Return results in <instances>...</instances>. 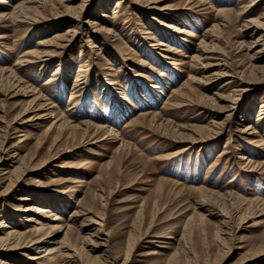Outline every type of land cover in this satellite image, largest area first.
Masks as SVG:
<instances>
[{"label": "rangeland", "instance_id": "374dc122", "mask_svg": "<svg viewBox=\"0 0 264 264\" xmlns=\"http://www.w3.org/2000/svg\"><path fill=\"white\" fill-rule=\"evenodd\" d=\"M8 1L0 11L22 0ZM63 2L47 0L29 12L31 21H0V68L41 91L71 124H94L87 134L105 127L94 139L82 128L69 130L51 146L60 131L45 134L47 115L13 127L33 94H13L0 76V148L8 147L3 157L0 151V219L50 235L5 250L9 259L264 264V51L256 41L264 32V0ZM91 18L101 29L93 31ZM57 34L69 39L53 46L44 66L21 62L38 41ZM213 72L220 74L193 80ZM182 83L189 94L175 104ZM253 198L263 209L248 207ZM26 204L50 211L22 210ZM47 246L56 247L54 259Z\"/></svg>", "mask_w": 264, "mask_h": 264}, {"label": "bare ground", "instance_id": "6f19581e", "mask_svg": "<svg viewBox=\"0 0 264 264\" xmlns=\"http://www.w3.org/2000/svg\"><path fill=\"white\" fill-rule=\"evenodd\" d=\"M46 1L47 0H22L19 3H17L13 7V9H11V10H7L6 7H3V9L0 11V21H8V20H10L12 22H14V21L16 22V21H23V19L31 21L32 20V16L29 15V12H31L33 10H36L39 7L43 8L44 5H45L44 3ZM51 1L54 2V3H60V2H63V1H68V0H51ZM7 4H9L8 0H0V5L3 6V5H7ZM64 6L67 9L71 8L68 4H65ZM242 10L245 11L246 7H243ZM77 11L80 12V10H77ZM244 11L239 12V14H242ZM79 12H78V15H79ZM93 19L90 21L91 26H93V28H94L93 31L96 30V29L97 30L101 29L100 24L97 23V21H95ZM251 22H252V20H250V19L247 20V24H250ZM220 24H217V25L215 24V28L213 26L212 27L214 28V30L217 31L218 30V26H220ZM183 30L184 29H181L179 31L181 32ZM88 31H92V29L91 30L88 29ZM253 31H255V28L253 29ZM263 33L261 35H259L257 37V39H256V41L257 40H262L263 41V43L261 44L262 45L261 46V50H258V51H261V52L264 51V34ZM65 35L66 34H63V35H58L57 34L52 39H45V40H42V41H38L37 44H36V47L31 51V58L28 59L29 56L28 57L26 56L27 58H24L23 60H21V62L22 61L25 62V63L41 62L43 64V66H44L45 63L49 60V57H50L49 55L54 54L56 52V48H54L53 46H57V47L60 46L61 48L66 46L65 43L61 42V41H65V40L69 39ZM261 36H263L262 39H261ZM86 40H89V39H86ZM158 44L159 45H165L166 43L163 40L159 39V43ZM206 52H211L212 53L214 51L212 49L211 50H206L205 49L201 53L203 54V53H206ZM195 57L198 60H200L201 54H198V56L195 55ZM250 58H253V54L250 55ZM215 65L222 66V65H226V63H223V62L219 63L218 62V63H215ZM254 68H256V67H255L254 64H252L251 65V69H254ZM259 72H261V71H259ZM218 74H220V73L219 72H213V73L208 74L207 77H199V78L193 77V80L194 81H202V82L210 81V80L216 78ZM0 76L4 77L6 82L8 83L7 86L11 87V89L9 91H15L13 94H15L17 92L19 94L24 95V96H31V95H28L29 92H31V94H33V97L30 98L29 100H27V106L23 110L22 116L20 115V117H18V119L14 120L15 125L13 124V127H16L18 125H22V124H24V123H26V122L34 119V118H39L41 116L44 117V115H47V117H49V120H48V122H46L43 125L45 134L50 133L54 129H58L60 131V135H58L57 137L53 138L50 141V145L51 146L57 144V142L63 136H65V134H67L69 130L82 128V131L84 130L82 132V136H86L87 135L86 137H90L89 139H94L95 138V132L96 131L98 132L99 129H103L105 127V125L96 124L94 133H90V134L88 133L87 134L86 129L87 128L89 129V127L91 125H94V124H92V123H90L88 121L87 122L86 121L85 122H80L79 124H76V125L71 124L70 123L71 121L69 120V118H67V115L59 116L61 114V112H58V111L54 110V108H55L54 107V103H52L51 100H47L49 98L43 97L44 95L41 94V91H38V90L36 91L35 88H32V86H30V84H27V82H23L21 79L16 77L14 72H13V70L7 69L5 67L4 68L1 67L0 68ZM78 76H80V75H78ZM10 77L15 78L16 82L15 83L11 82ZM202 79H204L205 81L202 80ZM239 80H240L241 86H245L244 83H246V81L244 79H242V78H239ZM76 81H78V78L76 79ZM227 82L230 83L229 80H227ZM250 82H248V83H250ZM155 85L156 86H154V85L153 86L154 87L158 86L157 84H155ZM233 90H239V88L238 89H233ZM175 91H176L175 92L176 96L174 98L175 101L173 103H175V102L176 103H181L182 101H185L186 97L189 94V90L186 88L185 85H183V83ZM73 94L74 93L71 94L70 100L74 99V97L76 96V95H73ZM153 96H155V95H153ZM222 96L223 95H221L220 98L224 99L225 97H222ZM143 99H146V98H143ZM144 101H147V99L144 100ZM168 102H170V101H167V103ZM173 103H171V104H173ZM72 107H74V105H72ZM70 108H68V110ZM41 111H45V113L44 114H40ZM27 112H31L32 114L27 115V116H23V113H27ZM260 112H261L260 113V117L264 119V116H262L263 113H264V102L262 104V108H261ZM147 113H155V112L154 111H147V112L145 111V112H143L141 114H145L146 115ZM108 114H111V111L110 112H105V115H108ZM83 127L85 129H83ZM250 127H251V125L247 126V128H250ZM221 128H222V126L220 124H215V125L212 126L211 129H213L212 130L213 133L214 132L218 133L219 132L218 129H221ZM108 131L112 132L113 130H109L108 129ZM20 140H22V139H18V142ZM94 142H96V140H94ZM83 144H84V142H83ZM7 148H5V146H1L0 151L2 153L1 154L2 157H3V154L6 152ZM243 158H247V157L244 156ZM249 161L255 162L254 159H249ZM262 162H264V160ZM17 167H18V165H16L13 169H16ZM22 198L26 199V196H23ZM247 202H248V207H254V208H257V209H260V210L263 209V207H261V203H259L254 198L247 200ZM32 208H34V210L36 212L50 211L49 209H47V207L42 206V205H38V206L34 207V206H30L28 204L23 206L22 210L27 211V210L32 209ZM239 209L242 210L244 208L241 207ZM239 209L237 208V210H239ZM262 213H264V212H262ZM55 218H58V216L54 213L53 219H55ZM26 220H30V219H28V217H26ZM35 223H38V221H35ZM10 224L11 223H9L8 221H6L4 219L2 220V218L0 219V229H2L3 227L7 228V229L4 228V231H3L4 233L0 235V264H15L16 263V262L11 261V259H9L10 256H9L8 253H6L9 250L23 248V247L29 248V247H31L33 245L36 246L37 244H39L41 242H45L47 240V237L50 236L48 233H40V232H38L39 227L37 228L35 226H31L29 228L26 227L24 230H20V229L17 228V227H19L18 225H15V224L14 225H12V224L10 225ZM69 229H70V227L68 226L66 231H65V233L68 232ZM54 248H55V251H52L53 249H52L51 246H47L46 248L43 249L44 251L47 250V252H45V254L49 255L48 257L51 258V259H54L55 256L57 255V253H56L57 249H56V247H54ZM5 250H8V251H5ZM33 258H36V257H33ZM23 264H24V262H23Z\"/></svg>", "mask_w": 264, "mask_h": 264}]
</instances>
